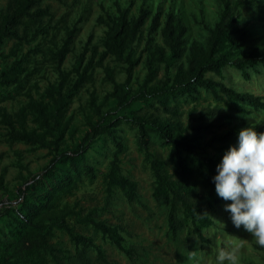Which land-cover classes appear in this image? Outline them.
Here are the masks:
<instances>
[{
  "label": "rangeland",
  "instance_id": "374dc122",
  "mask_svg": "<svg viewBox=\"0 0 264 264\" xmlns=\"http://www.w3.org/2000/svg\"><path fill=\"white\" fill-rule=\"evenodd\" d=\"M11 1L0 0V15ZM223 1L231 6L240 2L233 10L238 18L234 34L245 38L239 57L264 51V0ZM39 7L47 14L24 20L18 28L20 38L6 41L1 50L5 57L0 59V72L10 83L0 85V214L28 178L55 156L74 150L101 119L109 123L114 138L104 136L91 144L86 164L94 169L92 176L82 170L74 175L65 164L71 177L67 187L52 192L45 185L38 191L46 205L36 210L35 227L18 241H6L0 258L10 264H216L220 249H236V260L224 264H264L263 253L257 249L260 245L243 226L232 224L224 209L230 201L216 191L209 194L200 186L197 189L195 202L211 220L202 230L206 241L188 228L172 235L168 206L153 196L156 183L151 160L165 162L172 174L175 151L153 132L146 150L135 123L115 119L140 116L148 121L152 116L160 122H178L197 146V154L220 161L229 145L205 144L235 123L227 118L236 116L233 106L200 89L194 100L181 96L170 100L176 109L173 116L155 101L148 105L143 92L186 83L191 76L192 47H206L223 2L41 0ZM143 9L148 16L141 27H135ZM116 25L120 27L118 39H122L120 53H113L107 36ZM169 25L186 30L178 58H172ZM222 75L208 73L205 78L264 99L263 70L251 73L249 81L231 67ZM61 98L67 99L64 109H59ZM236 117L245 125H264V112ZM178 155L196 178H202L197 156L182 149ZM116 178L134 184L133 190L116 185ZM93 222L115 229L127 252ZM0 227L4 228L1 223ZM80 238L88 243L78 242Z\"/></svg>",
  "mask_w": 264,
  "mask_h": 264
},
{
  "label": "trees",
  "instance_id": "16d2710c",
  "mask_svg": "<svg viewBox=\"0 0 264 264\" xmlns=\"http://www.w3.org/2000/svg\"><path fill=\"white\" fill-rule=\"evenodd\" d=\"M41 0H12L7 11L0 15V59L5 55L2 53V47L6 41L11 39H19L18 28L24 20L42 19L46 14V10L39 7ZM223 2V11L219 21L209 31L206 47H192V57L189 62L190 78L185 84L175 86L174 88L160 87L154 91L143 92L145 101L151 105L152 101L158 103L162 110L170 115H176V109L169 104L170 100H176L179 96L184 100H194L199 94V90L212 92L215 99L223 101L228 106H233L236 116H243L252 111L264 112V99L251 93H241L233 88L226 86L222 82H214L205 78L208 73L222 77L223 70L231 67L238 71L245 81H249L251 73L257 74L264 71V51H251L245 57H239L242 54V48L245 45V38L242 35L234 34V25L237 24V15L233 10H237L240 2L233 6L228 2ZM148 16L147 10L143 9L139 18L136 20L135 27H141ZM119 26H115L108 32V42L113 53L122 51V39H118ZM186 30L180 25L168 26L169 36L171 40L172 58L180 56V47L182 45V37ZM175 35V38L173 36ZM72 36H69L66 45ZM10 80L3 72H0V85H7ZM72 92H70L69 96ZM66 98L58 101L59 109L66 106ZM156 110H158L156 108ZM232 114L227 115L229 122L233 123L232 127L223 134L214 136L205 145L214 147L217 143L220 147H226L237 140V133L240 128L246 127L243 120ZM151 120L145 121L143 117L130 118L123 116L124 122H133L138 127L139 141L143 148L148 150L150 145V132L155 133L162 142L170 145L175 151L173 159V173H169L166 163L156 158L151 160V169L155 178V189L153 196L168 206V226L172 235H176L184 228L193 231L201 241H206L202 234V230L209 227L211 220L208 215L196 204L197 189H202L212 194L215 192L212 176L216 172V164L219 162L212 157L197 154L196 147L190 139H188L178 122L165 123L160 122L157 117H150ZM252 126V125H249ZM256 131L264 132L263 126H253ZM23 138L30 141L25 132H22ZM90 136V138H89ZM104 136L114 138L113 132L110 130L109 123H105V119H101L95 126H92L88 136L74 149L55 156L42 170L28 178L17 190L16 198L13 201L5 203L4 212L0 214V223L4 226L0 227V247L8 240H20L23 238L26 230L33 229L32 223L38 208H44V201L40 199L38 191L45 185H49L51 191L64 189L71 181V177L66 172L65 164L72 170L74 175H79L80 171H85L92 176L94 169L86 164L87 153L93 142L101 140ZM88 137V138H87ZM178 149H182L187 153L197 156L201 160L202 178H196L193 175L191 167L187 166L184 160L178 155ZM113 182L128 191H132L134 184L124 178L113 180ZM45 197V196H44ZM94 226L103 232L112 243H114L122 252H127L122 247V238L115 229H111L105 225L94 223ZM81 243H88L81 238ZM257 249L263 253L264 246H257ZM80 253V248H77ZM81 261V260H80ZM0 264H10L4 257L0 258ZM79 264H85L81 261Z\"/></svg>",
  "mask_w": 264,
  "mask_h": 264
},
{
  "label": "clouds",
  "instance_id": "9594fccd",
  "mask_svg": "<svg viewBox=\"0 0 264 264\" xmlns=\"http://www.w3.org/2000/svg\"><path fill=\"white\" fill-rule=\"evenodd\" d=\"M212 176L215 191L225 201L232 224L243 228L264 246V132L239 129L235 144L224 150ZM216 264L236 260V249H220Z\"/></svg>",
  "mask_w": 264,
  "mask_h": 264
}]
</instances>
